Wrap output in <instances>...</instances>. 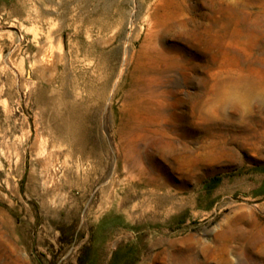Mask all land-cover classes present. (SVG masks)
Masks as SVG:
<instances>
[{
    "label": "rangeland",
    "instance_id": "obj_1",
    "mask_svg": "<svg viewBox=\"0 0 264 264\" xmlns=\"http://www.w3.org/2000/svg\"><path fill=\"white\" fill-rule=\"evenodd\" d=\"M86 256L264 264V0H0V264Z\"/></svg>",
    "mask_w": 264,
    "mask_h": 264
},
{
    "label": "bare ground",
    "instance_id": "obj_2",
    "mask_svg": "<svg viewBox=\"0 0 264 264\" xmlns=\"http://www.w3.org/2000/svg\"><path fill=\"white\" fill-rule=\"evenodd\" d=\"M157 20H154L153 21V24H152V28L150 29V31H149V33H148V37L151 39V38H153V37H155L156 36V30L154 29L155 27H157L158 25H157V23L158 22H156ZM151 41V40H150ZM72 128H71V125L69 124V122L68 121H66L65 122V127H64V130H66V134H68V131H70Z\"/></svg>",
    "mask_w": 264,
    "mask_h": 264
},
{
    "label": "trees",
    "instance_id": "obj_3",
    "mask_svg": "<svg viewBox=\"0 0 264 264\" xmlns=\"http://www.w3.org/2000/svg\"><path fill=\"white\" fill-rule=\"evenodd\" d=\"M87 256L84 258V257H80V264H85V261L87 260Z\"/></svg>",
    "mask_w": 264,
    "mask_h": 264
}]
</instances>
